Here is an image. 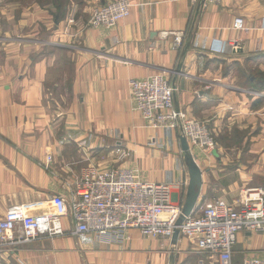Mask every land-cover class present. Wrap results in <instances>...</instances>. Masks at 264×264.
Returning a JSON list of instances; mask_svg holds the SVG:
<instances>
[{
    "label": "crops",
    "instance_id": "crops-1",
    "mask_svg": "<svg viewBox=\"0 0 264 264\" xmlns=\"http://www.w3.org/2000/svg\"><path fill=\"white\" fill-rule=\"evenodd\" d=\"M96 1L71 4L67 14L74 8L76 16L67 32V16L53 21L52 30L48 10L26 9L18 23L10 8L0 14V217L11 205L25 204L35 211L37 203L39 208L48 207L56 193L67 196L81 166L107 167L108 160L100 157L107 153L116 161L118 148L129 151L118 161L121 166L137 170L144 180L169 183L173 200H184L188 174L178 130L146 126L132 110L129 80L157 71L172 79L171 69L181 50L172 49V35L164 38L162 32H182L184 45L198 2L131 0L130 14L105 28L88 25L87 14ZM236 16L244 19L246 29H233ZM3 22L13 25L3 28ZM36 24L49 31L45 42L59 40L73 49L76 103L55 122L32 105L33 96L20 94L33 66L30 39ZM14 34L24 40L7 41ZM257 52H264V0L205 1L176 80L175 108L183 118L204 121L216 133L226 125H253L258 114H264V92L241 87L232 74L239 63L253 62L250 55ZM258 96L263 98L257 101ZM47 154L52 155L50 161ZM240 155L222 158L216 148L211 155L195 148L193 156L203 171L202 193L209 191L214 196L210 198L236 203L247 189L264 186V141L252 137L248 155ZM234 160L238 168L229 171L224 165ZM247 166L252 169L243 170ZM63 228V235L37 238L16 252H0V264H17L16 254L28 264H169L173 254L174 264H180L196 247L185 238L173 245L171 240L144 236L135 229L107 239L77 234L69 219L63 221ZM251 254L264 257V232L238 233L233 264H242Z\"/></svg>",
    "mask_w": 264,
    "mask_h": 264
},
{
    "label": "built area",
    "instance_id": "built-area-1",
    "mask_svg": "<svg viewBox=\"0 0 264 264\" xmlns=\"http://www.w3.org/2000/svg\"><path fill=\"white\" fill-rule=\"evenodd\" d=\"M132 6L131 0L104 2L92 11L89 23L93 27L112 28L130 14ZM74 15L72 12L69 22H73ZM232 27L238 31L246 29L244 19L236 16ZM162 34L164 38L172 35V47L180 51L182 32ZM175 90L171 77L163 71L129 80L132 109L146 126L178 130L187 139L192 154L197 148L204 155H211L216 148L214 131L204 121L183 118L174 108ZM128 156V150L117 149V160ZM51 158L47 154V161ZM73 185L68 186L67 196L54 194L46 208H39L40 203L35 205V211L25 204L9 206L0 217V248L16 252L22 244L37 238L63 235V221L69 219L75 233H92L101 239L135 229L144 236L171 240L177 227L179 238L192 241L213 257L210 264H233L238 233L264 232V186L247 189L236 203L222 198L202 200L201 196L194 212L176 226L183 201L173 200L169 183L144 180L133 168L89 163ZM14 258L17 264H28L17 254ZM242 264H264V257L247 255Z\"/></svg>",
    "mask_w": 264,
    "mask_h": 264
},
{
    "label": "rangeland",
    "instance_id": "rangeland-1",
    "mask_svg": "<svg viewBox=\"0 0 264 264\" xmlns=\"http://www.w3.org/2000/svg\"><path fill=\"white\" fill-rule=\"evenodd\" d=\"M81 1L84 0H5L4 3L2 1L0 2V10H2V13L0 12V14L3 15L8 13L6 9L10 8L11 13H13L14 16L13 20H16V22L18 23V21L22 17L23 12H25L26 9L31 8L34 9V11L36 12L39 11L40 9L48 10L49 11L48 18H49V22L52 24L50 25L52 30L56 28L53 21H59L63 19L65 16H67L65 17V20L67 18L66 20L67 28L65 29V32H67V30L69 29V25H73L75 23L76 13L74 12V8L69 14H67L72 6L71 4L74 3L78 4ZM6 3L11 4V7H8L9 5L7 6ZM95 3L97 5L93 6L92 9L90 10V13L87 14L89 20L92 11L102 4L98 0ZM3 11H5V13H3ZM72 12L75 13L74 20L73 22H69ZM89 20H88V25L90 27H93L90 25ZM12 25L13 23H9V22L2 23L3 28H5V26L8 27ZM41 26L42 25L36 24L34 35L33 37H31L32 39H30V41L33 42L32 47L34 48V53L32 55L33 66L29 70V74H28L29 77L27 78L26 83L22 84L20 94L23 96L25 95L33 96L34 99L32 105L41 108L46 114H49L50 122H55L58 119H61L62 116L60 115L62 114L66 115V113L70 111L73 104L76 103L74 102V98L76 94L74 92V86H73V80H74V61L72 58L73 49L67 48L68 46L64 45L62 41L59 40H57L58 41L57 43L45 42L47 40L46 37L49 31L45 30V27L42 28ZM22 37L14 34L9 36L7 41L8 40L23 41L24 38ZM170 43L172 49L178 50L172 47V41H170ZM182 46H183V42H182ZM182 46L180 50L182 49ZM250 59L253 60V62L249 63L245 61L243 65L239 63L238 65L233 67V74H232L233 79L236 81L238 85H240L243 88H249L250 86H253L256 87L258 91L264 92V83H263L264 81H260L261 77L259 76V72L260 73L262 72L264 75V52H260V53L257 52L254 55H250ZM35 65H37V69L35 68ZM227 67L228 65H225L223 70L227 69ZM251 76L255 78L254 82H251L249 80ZM262 78L264 80V77ZM261 98H263V96H258L257 101L261 100ZM173 104H174V97H173ZM178 135H180L179 132ZM252 137L264 141V114L261 113L258 114L255 123L253 125L251 124V126H248L246 128L244 127L239 128L238 125L233 124L232 127L226 125L222 129L217 131V133L214 132L215 147L218 151V156H221L222 158L229 157L231 159H234L237 158L238 155L241 153L239 157L241 156L246 157L251 147ZM245 138L247 139L245 140ZM108 155L107 153H104L102 157H100L101 160L104 159L108 160L107 167L120 166L118 161L121 160H117V151L115 154L116 161H111L110 159L112 158L111 157L108 158ZM234 163L235 160L229 161L224 166L229 171H233V169L235 170L236 168H238L235 166L236 163L235 165H233ZM88 164L81 166L80 172ZM96 164L100 165V163H96ZM104 166H106V164ZM250 169L252 168L250 166H247L243 170L248 171ZM74 183H75V179L73 184ZM201 196H202V200L208 199L210 197H214L213 194H211V192L209 191H206L205 193L204 192L202 193L201 191L200 197ZM187 244H189V241H187ZM3 251H8V250L5 248H0V252ZM200 258H202L203 260H201ZM210 261H211L210 254L201 251L199 247L196 246L194 248V252H192L189 256L184 257V260L180 264H209Z\"/></svg>",
    "mask_w": 264,
    "mask_h": 264
},
{
    "label": "water",
    "instance_id": "water-1",
    "mask_svg": "<svg viewBox=\"0 0 264 264\" xmlns=\"http://www.w3.org/2000/svg\"><path fill=\"white\" fill-rule=\"evenodd\" d=\"M202 4H203V0H199L198 8H197L193 23L191 25V28L189 29L184 45L180 51L177 64L173 69H171V72L173 74L172 87L174 89L177 88L176 80L178 76L182 74V71H181L182 65H183L186 53L190 49V43H191L193 33H194L196 17H197V14ZM179 143H180L181 152L183 154V161L187 169L188 182L186 184L185 197L182 203L181 214L176 220V226L181 225L186 219V217L190 216L194 212L196 205L199 201L200 194L202 191V186H203V177H202L203 171L198 165L197 161L195 160L192 154V151L190 150V147L183 134L179 135ZM178 238H179V229L176 227L174 229V232L171 238V244L176 245ZM169 264H174L173 254H171L169 257Z\"/></svg>",
    "mask_w": 264,
    "mask_h": 264
},
{
    "label": "trees",
    "instance_id": "trees-1",
    "mask_svg": "<svg viewBox=\"0 0 264 264\" xmlns=\"http://www.w3.org/2000/svg\"><path fill=\"white\" fill-rule=\"evenodd\" d=\"M251 61H253V60H251ZM246 62H248V61H246ZM259 76L261 77L260 81H264L263 78H262V77H264V75H263L262 72H261V73L259 72ZM249 80H250L251 82H254L255 78H253V77L251 76ZM263 83H264V82H263Z\"/></svg>",
    "mask_w": 264,
    "mask_h": 264
}]
</instances>
